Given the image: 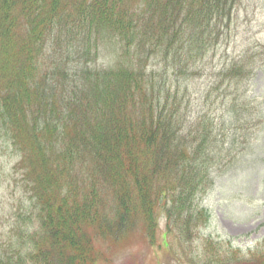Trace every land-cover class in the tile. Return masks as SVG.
<instances>
[{
    "label": "trees",
    "instance_id": "1",
    "mask_svg": "<svg viewBox=\"0 0 264 264\" xmlns=\"http://www.w3.org/2000/svg\"><path fill=\"white\" fill-rule=\"evenodd\" d=\"M241 6L0 0V134L14 148V172L42 217L25 256L32 264H94L96 239L122 240L138 218L150 235L160 218L181 235L195 234L207 220L195 202L213 184L211 168L230 169L237 155L226 156L232 148L244 153L247 141L237 145L234 138L227 152V132L219 136L207 111L187 123L180 88L158 83L149 61L176 69L182 48L198 63L219 47L236 49L245 40L232 32ZM109 45L117 46L113 61L94 67ZM187 66L180 74L197 75ZM259 67L264 43L228 58L214 75L239 89ZM244 92V100H257ZM256 117L264 121V97ZM217 252L211 248L201 264H224ZM11 258L0 254V264H16ZM239 264H264V251Z\"/></svg>",
    "mask_w": 264,
    "mask_h": 264
},
{
    "label": "rangeland",
    "instance_id": "2",
    "mask_svg": "<svg viewBox=\"0 0 264 264\" xmlns=\"http://www.w3.org/2000/svg\"><path fill=\"white\" fill-rule=\"evenodd\" d=\"M240 1L242 6L236 14L239 18L232 32L242 31L239 39L245 40L237 41L236 49L232 50V45L219 47L218 53L214 50L198 63L196 58L190 60L191 56L182 48L178 51L180 61L174 65L177 70L171 64L167 68L160 58L149 61V71L159 72L158 83L167 80L173 90L180 88L188 109L187 123L207 111L218 122L219 136L227 132L225 143L219 138L227 152L234 138L237 145L238 140L247 141L244 153L232 148L234 152L231 154L230 150L226 156L237 155L230 169L217 173L214 165L211 168L213 184L195 202L203 215L206 211L207 220L199 222L195 234L181 235L175 228L170 232L160 218L150 235L147 224L138 218L136 228L126 238L96 239L94 264H201L212 256L211 248L218 250L216 257L223 258L224 264H239L244 257L264 251V121L256 117L264 97V67L256 68L251 79L245 80L239 89L227 81L218 82L214 75L228 58L264 43V0ZM116 50V45L103 46L94 67L109 66ZM185 66L187 72L195 70L197 75L188 77L184 71L180 74ZM244 91L250 99L257 100H244ZM237 118L240 120L235 122ZM17 158L14 148L0 134V254L12 257L16 264H32L25 256L32 251L31 235L43 230L39 224L42 217L14 172ZM198 213L196 210L195 214ZM220 263L215 259L211 264Z\"/></svg>",
    "mask_w": 264,
    "mask_h": 264
}]
</instances>
